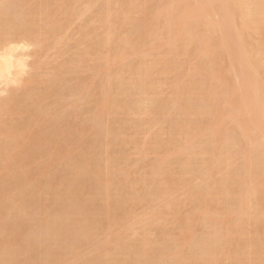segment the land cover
I'll return each mask as SVG.
<instances>
[{
    "label": "rangeland",
    "instance_id": "obj_1",
    "mask_svg": "<svg viewBox=\"0 0 264 264\" xmlns=\"http://www.w3.org/2000/svg\"><path fill=\"white\" fill-rule=\"evenodd\" d=\"M145 1L147 0H129V1L128 0H30V1L29 0H4V1L0 0V9H1L0 11H6V13L8 14L7 18H9L7 21L5 20L4 23L6 24L0 21L1 22L0 33L2 34V35L0 34L1 42L3 41L5 45L7 46L8 45L12 47L21 46L22 49H19L18 50L19 52H17V54L21 55L19 56L20 58H22L25 64L24 70L15 77V81L13 83L8 84V86H5V85L3 86L2 84L0 85V103H1L0 105V132H1L0 133V149H1L0 150V177L3 178L2 175L4 177L8 175V179H7L8 181L5 180L4 182H0V196L2 195L3 192L6 193V194L3 193L4 195H7L8 193L10 195V196L7 195L4 197L2 196L0 197V234H1L0 235V259H1L0 264H41V263L43 264H53V263L54 264H85V263L86 264H94V263L99 264V262L100 264H103V263L104 264H110V263L111 264H171V263L172 264H188V263L189 264H205L209 260V256H207L206 258H202L201 255L203 254L197 253V252L202 251V248H203L202 245H204L209 239H210L208 241L209 244L206 243L204 246L205 247L207 246V248H210V249L212 248L211 250L212 252H214L213 258L212 256H211L212 259L210 258L211 260L215 259L213 260L212 264H232L231 262L233 263L236 262V264L237 263L241 264V263H246L247 260L253 261L251 262V264H256L257 262L264 261L263 260L264 256L261 254L262 252L258 250L259 248H262V246L264 247L263 245L264 241H261V238L264 234V209H263L264 208V200H263L264 199L263 197L264 195V166L256 165L258 168L260 167L259 170L256 169L257 167L253 169V170L255 169L257 170V172H254V171L252 172L254 174L258 172H262L260 173V177H259V182L260 181L261 182L257 184L258 186L256 185L257 187H255V185L253 184H252L253 186L252 185L249 186L248 183L244 185L248 188L247 192H250V194L252 193V197L251 195L245 192L246 191L245 187H244L245 193L242 195L241 190H244V189L243 188L241 189L240 187V185L242 186L244 184V183L242 184L241 182H245L246 180H247L246 182L251 181L248 179L250 177L251 179L254 178L253 175L249 173V168L252 169L255 165L253 167H250L251 165L247 164L249 160H252V159H249L248 157L250 155L251 156L254 155L253 153L250 152L251 149H252L251 151L254 153L255 151L257 152L258 149L264 150V136L263 137L261 136V135H264L263 133L264 131L260 126H259L260 129L259 128L257 129L256 127L257 125L254 126L253 123L250 125L252 121L250 123H248L249 121H246V120H252L250 119V115L252 114L251 118H253V113H251V111L249 112V110L246 108L248 107L247 102L245 104L244 103L241 104L240 101H238L241 98L244 99V97H242V95H238L236 92L233 93L230 91L231 92L230 93L228 91L229 94L228 93L227 94L229 95V97H227L228 96L227 94L223 97V100L225 101L219 98L217 101V99H215L214 97L216 102H219V101L223 102V103L219 102L217 104V106L221 104L220 107L214 106L217 112H215L213 107H210L211 111L214 110V112L210 114L209 107H206L208 105L211 106L212 103L216 104L215 100L213 101L211 99L213 98L214 94L217 95L219 92H221L220 89L222 87V84H224L225 86V83H226L227 86H225L224 88L222 87V90L224 89L226 90V87H228V85H232V82L234 80L233 76L235 72L234 70L230 69L229 67L230 64L228 66V63H227L231 58L230 56H229L230 59L227 58L228 56L224 55L226 54V52L224 50L221 51L222 48L221 49L218 48L219 46L221 47L222 44H224V46L230 44L228 41L229 39L232 42L231 44L236 43V42L233 43L234 37L230 38L227 36L228 30H229V36H231L230 35L232 34L231 32H234L233 34L235 33L239 34V36L237 34L233 36L237 38L239 37V39H236L237 42L238 40L239 42L242 41V43L244 44V47L242 45L241 46L242 48H244L243 50H245L244 51L245 53H246V50L247 52L251 51L249 54L248 53L246 54L247 56L249 55L248 57L252 59V62L254 59L252 58L254 54H252L253 49L251 45L257 46L261 42V44L263 43L261 46H264V41H263L264 36H262L263 34H261V32L255 27V25L253 29L252 28L253 24L250 22L251 18H255V15H249V17L247 16L248 17L247 19H249L248 21L251 23L249 24L252 27H248L244 29L241 27L240 16L238 17L237 14H235L236 16H234L233 19L236 20V22L232 20L235 23L234 24L232 22V24L236 25L234 27L235 29L233 28V25H232L231 32H230L231 28H229L228 30L225 29L226 33H225V30H223L224 35H226L224 36L222 33H219L220 32L219 25L223 21V13H222L223 11L222 12L218 11V9L222 10L223 2H221L222 0L219 1L220 3L218 1H216L217 3H215L214 0L209 1L210 3L214 2V5H216L213 7L214 9H216L217 6L218 8L216 10H213L211 12L212 14L210 13L209 16L201 15L202 23H203L204 18L206 20L204 19L205 21V23H203L204 25H202L201 23L200 26L201 27L203 26L202 28V32L204 34L203 36L205 37V40H207L208 35L206 34H209V33L206 32V28L209 29V27H206L205 24H207L209 22L208 20H210L212 24L215 25L212 28L213 30L211 29V32L209 34V39L207 41L208 44L212 48L210 50L213 51V49L218 48V50L221 51L220 56L218 54L219 51H217V49L214 50V52H212V53H215V51H217L216 52L217 54L215 53L213 57L217 55L218 58L216 57V60H214L213 57H211L213 54L209 53L210 50L208 51V55H211L209 57L207 53L201 49L203 48L202 46L203 44L201 45L200 44L201 42L199 41L200 42L199 43L198 40H195L197 43L194 41L195 44H193V46L191 45L192 42L190 41L191 43H188L189 46H187L185 49L184 47H182L183 45L182 46L180 45L181 43L179 44L181 47L179 45L176 46V44L179 43V41L181 40L183 41V39L185 42L183 43L187 44L186 42L187 35H185L184 31L188 29V31L190 30L193 32V30L196 29V28L194 29L191 28L193 29L191 30L189 28V24L191 27L194 24V19L199 16V12H198L199 9L197 8L199 7L198 5L199 3L197 2L198 0H195V1L192 0V1H189L188 3L189 10H187V13L189 11H190V14L192 13L191 16L194 18L193 21L189 20L190 18H192L191 16L188 15L189 13L186 14L188 17L185 18L186 20L179 19V22L176 25L178 26L181 25V26L178 29L177 27H175L174 32H172L174 27L173 28L171 27L174 26L175 24L173 25L171 21H170L171 23H169V26L171 24V27H165L166 26V24L164 23L166 19L165 13L167 10L168 11L169 9L171 10V8L169 7L171 3H172L171 7L172 6L177 7L178 4L183 5L181 4V2H183L184 0L183 1L181 0H178V1L177 0H174V1L173 0H153V1L148 0L149 1V2L147 1L148 3ZM165 1L167 4L170 1L171 3H169L168 6H165L166 5V4L164 5ZM193 1H194V4H193ZM234 1H237V0H234ZM246 1L247 0H245V2L239 0L237 2H241L246 5ZM248 2L249 3L247 4L249 5V8L251 7V10H249V8L247 7L246 9H248V12L250 11L252 12L253 5H250L252 1L248 0ZM103 4L105 5V7H107L106 4L108 5L107 10L110 4L109 9L111 10L106 11V8L103 6ZM156 5L157 7H155ZM153 8L156 11L157 9L159 11L160 8H162L163 10L160 9V11L157 13L155 12V10H153ZM117 10L119 12H117ZM214 12L219 13L218 14L219 17L217 16V13H214ZM110 14L113 15V16L111 15V18L109 17ZM214 14L216 17L214 16ZM44 16L46 17V19ZM154 16L157 17V18L155 17V20H154ZM162 17H164L165 19ZM220 17L222 20L220 19L218 20L219 22L217 21L216 23L215 19L220 18ZM124 18H126L127 20ZM128 18H130L131 20ZM211 18L212 19L215 18L214 21H212ZM111 20H113L114 22ZM151 20L153 21L151 22ZM188 20L190 21V23L188 22V24L185 25L187 26L186 27L187 29H186L184 27V24H186ZM124 21L126 22L124 23ZM156 21L158 23H156ZM122 24H124V26ZM142 24L144 25L142 26ZM136 25L142 26V28L144 27V29L138 26L135 27ZM216 25L218 26L216 27ZM130 26L133 29H131ZM201 27L197 29L201 30ZM50 28L51 30H49ZM166 28H171V29L170 30L167 29L168 30L167 32L165 31ZM182 28L183 30H181ZM217 28L219 29V31ZM255 29H257V32ZM131 30H132V33H131ZM200 30L199 32H201ZM244 30H247V31H244ZM134 31L140 36V39L137 38L139 36H135V34L133 33ZM213 31L215 32V35ZM108 32H109V35L107 34ZM129 32L132 35L133 34L134 35L131 37V34H129ZM166 33H168V36ZM178 33L180 35H177ZM217 33L219 34V40L218 39L215 40L216 38L211 39V36L218 37ZM258 33L261 34V36ZM150 34L153 38L150 36ZM221 34L224 36V38L225 37L227 38L225 39L226 40L225 43L223 42L225 40L222 41L223 43L220 42L222 40ZM129 35L131 38L129 37ZM259 37L261 38L263 37L262 41H260L261 38L259 39ZM109 38L111 40H109ZM127 38H130V39H127ZM123 39L125 41H121ZM169 39L171 40V42L168 41ZM212 40L214 42L216 41L215 43L220 42L218 43L219 45L213 44ZM6 41H8L7 44H6ZM136 41L137 43H135ZM173 41L174 43H172ZM249 41H250V44H249ZM169 42L172 44L170 45ZM104 43H107L106 44L107 46L106 45L104 46ZM117 43H119L118 45L120 48H121V45L125 43L122 46L124 48L115 49L116 47L115 45H117ZM245 43L247 44L245 45ZM168 46L169 48L172 47L171 49L173 51L178 46L181 49L177 50L179 51L178 54L176 53V51L172 53L173 52L172 50H170L172 52H168L169 51ZM200 46L201 48H199ZM250 46H251V49H250ZM247 48H249L250 50H248ZM253 48L255 50V47ZM182 49L184 50L182 51ZM116 50L118 51V53L116 52ZM135 50H136V53H135ZM113 51L115 52L116 56ZM180 51L182 52V55H184V53L188 51V53L186 54L191 55V56H188V55H186V57L182 55L180 56L181 54ZM196 52L198 54H196ZM251 55L252 57H250ZM172 57L173 59H170ZM208 57L211 59H208ZM138 58L140 60H138ZM262 58L264 59L263 55H262ZM258 59L262 61L261 58H258ZM258 59L256 61H258ZM149 61H151L152 63ZM156 61L157 63H160V62L162 63L159 65L156 63ZM164 63H166V65H164ZM181 63L182 65H180ZM211 63H213L214 67L216 66L215 68H213V71L215 72L216 70L220 71L219 68L221 67L222 73L225 70L224 74L227 75V76L224 75V77H227V78L225 79L223 77V74L221 73L219 74L220 76L222 75L224 80L222 79V81H219V84L217 83L215 84V86L216 85L218 86L221 84L219 89H217V91L219 92H217L216 90H214L215 92L212 91L214 89L213 88L211 92L208 93V94H211V93L213 94L211 95L212 98L210 99L209 96L205 97V94H203L204 92H201L200 90H198L200 87L196 88V86H197V83H200V81L203 80L205 77H209L212 75V74L208 75V73H207V76L205 75L206 71L208 72L209 70H210L209 73H212V70H211L212 68H209L213 66ZM229 63L231 62L229 61ZM202 64L205 65V68L201 66ZM151 65L153 66L151 67ZM206 65L207 66L211 65V66L206 67ZM255 65H257V63ZM149 66L151 67V69L148 68ZM165 66H167L168 68ZM217 66H218V69H217ZM257 66H259V69L257 71L254 69V71L252 72L254 74L258 73L260 81H259L257 74H256L257 76L255 75V79L259 82L263 81L262 82L263 84L264 74H262V70H264V68L262 67L263 65L261 64L260 61H258ZM257 66H255V68H257ZM138 67H141V69L149 72L147 73L148 76L147 77L145 76L147 80L143 81L145 77L142 80L141 91L138 90V87L136 85V83L140 79H139L138 74L135 75L136 73L134 70V68L138 69ZM170 67H171V70H170ZM196 68H199V69H196ZM178 69L180 72L178 71ZM192 71L193 73L198 74V75L192 74ZM200 71H202V73H200ZM130 73L132 76L129 75ZM189 73L191 74V77ZM149 74H151L150 78H149ZM177 74L180 76L177 77ZM229 74L232 75V79H233L232 81L230 79L231 76ZM204 75L205 77L203 78ZM189 78L191 80H189ZM229 79L231 81V84L230 82L229 84H227V81ZM113 80H114V83H113ZM131 81H133L134 83ZM186 81H189V82H186ZM206 81L208 82V80ZM234 81L237 84L238 80H234ZM143 82L144 83L147 82V86L146 84L144 85ZM190 82H192V85L195 86L194 89L195 90L197 89L196 91L192 90L193 86L191 85L190 87V84H191ZM236 84H233L232 86L235 85L234 89L238 87V90H239V87L241 88V85L239 86L237 84L236 86ZM262 84L259 83L258 86L261 85L262 87ZM199 85L200 84H198V86ZM105 86L107 87L108 91L106 90ZM217 86L215 87V89L217 88ZM114 87H116V89ZM145 87L147 89H145ZM187 87L190 89H188ZM182 88L184 89L183 90L184 92L182 91ZM104 89L106 90V92H110V93H106ZM242 89H240L238 93L239 94L243 93L244 95L245 89L244 90ZM116 90L117 92H115ZM187 90H190V92L188 91L189 94L190 93L191 95L195 94V96L194 95L191 96L195 102L194 104L192 102V105H195L197 108H202L204 106L203 103H205V101L203 100H206L207 105L205 104L204 107L208 108L207 111L209 112L210 115H208V112L206 111L205 112L207 114L203 112L204 108H203V111H200L197 114H195L191 110L190 111L193 112L194 114H192L190 111H187V110H186L187 112L186 111L182 112V110L186 109L187 107L186 104L188 103V102L186 103L185 101H182L183 103L181 102V100H184L183 94H185ZM260 90L262 89L260 88ZM235 94L237 95L236 98L234 96ZM107 95L109 97L116 96L112 98L113 100L110 98L112 100L110 105H109L110 100ZM201 95H202V98H201ZM193 97H195L196 99ZM239 97L241 98L239 99ZM102 98L104 99L105 103L108 102V104H105ZM178 99L180 100L181 104L178 101ZM231 99L232 101H230ZM234 99L237 100V102H235ZM106 100H109V101L106 102ZM117 102H118V105L116 104ZM231 102H232V106L235 108L231 109L232 107V106L230 107ZM234 102L236 106L234 105ZM239 103L243 105L242 107L243 109L240 107ZM178 104L180 105L178 106ZM254 104L256 105V103ZM122 105L124 108L122 107ZM253 105H251V107ZM135 106L137 107L135 108ZM219 108H222V109H219ZM236 108L239 110H237ZM114 109L115 111H117L116 114L114 112ZM219 110L220 112H218ZM107 111L109 113H107ZM232 111L235 112L236 115H234ZM188 112L189 114L187 115ZM246 112H247V115H245ZM201 113H203L204 115L202 114L201 116ZM237 113L240 115L244 113L246 117H248V114L250 115L248 119L245 117L243 119L239 115L238 117ZM230 115H232L234 118L231 117ZM244 115H242V117ZM201 117L202 118L204 117V118L201 119ZM60 118L62 120V123H61ZM218 118H219V121H218ZM220 118H222V120H220ZM180 119L184 121L181 120L180 122ZM210 123H211V126H210ZM225 123L227 124L225 125ZM235 123H237V125ZM246 124L248 127L245 126L243 127L245 129H241V126L246 125ZM184 125L186 128H184ZM215 125H217V127ZM213 126L216 130H214ZM249 126H252L253 128ZM254 127H256V130H253ZM238 128L239 130H237ZM179 129H181L182 131ZM193 129L195 130V132L193 131ZM204 129L206 131H204ZM79 130L82 132H80ZM199 130L201 131V133ZM234 130L237 132H235ZM78 131L80 132V134ZM187 131H192V132H187ZM245 131L246 133H244ZM105 132L108 134V135L106 134L107 136L105 135ZM238 132H240V134ZM101 133H104V134H101ZM168 133L171 135H169ZM173 133H175L176 135ZM100 134L103 136H106L105 137L106 143L104 141V138ZM246 137L248 138V140H246ZM102 138H103V141H102ZM227 139H230L227 142L229 147L226 146ZM251 140H252V144L254 143L255 145L251 144ZM258 141L260 142V144L258 143ZM201 142L203 143L201 144ZM229 142L231 144H229ZM215 143L217 146L215 145ZM57 144H60L59 149H61L62 151L66 149L63 151L62 154L57 149L59 146V145L57 146ZM240 144L242 145L240 146ZM111 145H112V148H110ZM202 145H205V146H202ZM56 146L57 148H55ZM73 146H74V149H73ZM214 146L216 147L219 146V147L214 150L212 149V148H215ZM253 146H256L257 148L256 147L254 148ZM198 147H201L200 153L198 151L199 149ZM89 149H92V150L89 151ZM242 150H243V153H242ZM248 150L249 152H247ZM261 150L258 152V154L257 153L255 154V157H256L255 162H257V160L259 159L257 155H259L260 152L261 153L264 152ZM65 151L68 153L66 154ZM206 151H208V154L206 153ZM58 152L61 155H58L59 154ZM84 152L85 153L88 152L87 155H83ZM216 152H219V153H216ZM235 152L236 154H231ZM4 153L7 154L6 157L4 156L5 155ZM229 155L231 157L228 159ZM7 156L15 157V158L17 157L20 161L18 162L19 165L16 163L15 164L18 166L13 164L14 161L10 160V158H8ZM103 157L105 158V160ZM219 159L221 160V162ZM262 159L263 157L261 156V159H259L258 161L260 160L262 161ZM103 163H105V165ZM8 164H12V165L8 166L10 167L9 169H6L8 168L6 167V165ZM172 164L174 165V167ZM183 164H185L184 165L185 168L183 166H180ZM239 165L240 166L243 165L244 167L243 166L240 167ZM169 166H171L172 168ZM186 166L187 167L189 166V167L187 168ZM202 167L204 169H202ZM95 168L99 172L100 177H98L97 175L98 172L95 170ZM246 168L248 169V171L245 170ZM92 169L94 172L92 171ZM173 169L175 172L173 171ZM106 170L108 171L106 172ZM178 170L179 171L184 170V171L182 173L180 171L179 173ZM79 171L81 172L79 173ZM236 171L237 173L235 174L234 172ZM95 172H97V174ZM158 172L161 174H159ZM245 173L247 174V176H249L250 174V176L247 179L243 177L244 175H246ZM92 174L94 176H92ZM14 175L16 176L14 177ZM205 175H207L208 177H206ZM224 176H225V179H224ZM234 176H238L240 178L238 177L235 178ZM24 177L25 179H23ZM202 177H204V179ZM232 177L234 179H231ZM241 177L245 178L246 180L244 179L240 180ZM99 178H101V184L99 183L100 182ZM123 180L125 181L126 184L123 183L124 182ZM157 180L159 181V183L157 182ZM238 180L239 182H237ZM102 181H104L105 183H103ZM105 184L107 185L104 186ZM158 184L160 185L159 187H158ZM232 185H234V187H232ZM103 186L109 187V190H108L109 194L107 195V197L104 194H102V188H104ZM161 187H162V190H161ZM249 187L250 188L252 187V189H250ZM253 187H255V190H253ZM237 189L240 190L239 193L244 197L241 204L238 203L240 202V200L238 199L239 197L236 196V195L240 196V194H237L238 192ZM76 190L78 194L76 193ZM251 190L253 192H251ZM192 191H193V194L196 192L195 195L192 194ZM223 191L225 193L224 195H221L223 194ZM234 192H236V194H234ZM99 195L101 198L99 197ZM190 196L192 199L190 198ZM253 196H254V199H252ZM216 197H219V198H216ZM226 197L230 201L227 200ZM245 197L247 198V200H245ZM206 199L208 202L206 201ZM215 199L217 200L215 201ZM231 199L232 200L234 199V200L232 201ZM244 200L246 203H243ZM67 201L69 202L68 204H67ZM209 201H212V202H209ZM213 201H215V204L213 203ZM217 201H220L221 203L220 202L217 203ZM229 202H231V204ZM108 203L109 204L111 203V204L109 205ZM201 204L202 205L204 204V205L202 206ZM200 206L202 207L200 208ZM220 206H223V208ZM195 207L200 208V210L196 209ZM76 208H77V211L75 210ZM105 209L108 212V214L105 213ZM76 214L78 215V217ZM111 214H114V216ZM223 214H224V218H223ZM195 215L197 217H195ZM244 215L246 216L244 217ZM240 216L243 218L241 219ZM201 217H204V218H201ZM206 217H209V219L211 220H208V218ZM76 222H78V224ZM250 222H253V223H250ZM46 226H48V228ZM224 228L226 229L224 230ZM220 230L222 231L223 234L221 233ZM207 232L209 234L212 233L211 236H207L208 235ZM72 236L74 238H72ZM229 236H232V237H229ZM63 237H64V240H62ZM262 239H264V237ZM27 240H28V243H27ZM199 240L201 243L199 242ZM214 240L215 241L217 240L218 243L215 242ZM72 241L74 243H72ZM210 241L212 243V247L210 246L211 245ZM232 241H234L235 243ZM47 242L49 244H47ZM218 244L220 245L218 246ZM120 245H122V247ZM217 246L219 247L220 252L216 251L218 249ZM256 246H259L258 249H256L257 248ZM147 247L148 248L151 247V248L148 249ZM262 250H264V248ZM258 251L260 252V255L258 254ZM4 253H6L8 257L6 254L4 256ZM198 254L199 255L201 254V255L199 256ZM139 255L141 256L139 257ZM132 256H134V259H132L133 258ZM262 256H263V259H261ZM40 257L41 258L43 257V258L41 259ZM258 257H259V261L257 259ZM197 258L199 261L197 260ZM254 258L256 259L257 262L254 261ZM202 259H205V262L203 260L204 263L202 262ZM196 260L198 262H196ZM48 261L50 262L48 263ZM89 261L90 263H88ZM111 261H113L114 263Z\"/></svg>",
    "mask_w": 264,
    "mask_h": 264
},
{
    "label": "bare ground",
    "instance_id": "obj_2",
    "mask_svg": "<svg viewBox=\"0 0 264 264\" xmlns=\"http://www.w3.org/2000/svg\"><path fill=\"white\" fill-rule=\"evenodd\" d=\"M3 1H4V0H3ZM29 1H30V0H29ZM128 1H129V0H128ZM147 1H148V0H147ZM147 1H145V2H147ZM150 1H151V0H150ZM152 1H153V0H152ZM173 1H174V0H173ZM177 1H178V0H177ZM181 1H183V0H181ZM189 1H192V0H184L183 2H181V4H183V5H179V4L177 3V4H178L177 7H174V6L171 7L172 3H171V1L169 2V3H171V5H169V7L171 8V10H170V9H169V11H168V10H167V11L165 10L166 13L164 12V13H165V16H166V19H167L168 21H167L164 17H162V18L165 19V21H164V23L166 24L165 27H171V24H170V26H169V23L172 22L173 25L175 24L174 26L171 27V28L174 27L173 30H172V32H174L175 27H177V29H178V28L181 26V25H180V26L176 25V24L179 22V19H185V18H187L188 16H187L186 14H188V13H189V14H188L189 16L192 15V13L190 14V11L187 13V10H189V9H188V3H189ZM194 1H195V0H194ZM194 1H193V4H194ZM209 1H211V0H198V1H197V2L199 3V4L197 3V4L199 5V7H197V8L199 9V10H198V12H199V16L196 17L195 19L191 16L192 18L189 19V20H192V21H193V19H194V24H193V25L191 24V25H192L191 27H190V24H189V28H190V29H191V28H193V29L196 28V29H194V30L191 29V30H193V32L190 31V30L188 31V29L186 28L187 26H185V25H187L188 22L190 23V21L188 20L187 23L185 22L186 24H184V27H185L187 30L184 31V32H185V35H187V38H186L187 41L185 40V41L187 42V44H184L185 42H184V39H183L184 37H183V38H182L183 41H182V40H181L182 42L179 41V43H177L176 46L179 45V44L181 43L180 45H181V46L183 45L182 47H184V49H185L187 46H189L188 43H191V42H192L191 45L193 46V44H195V42H196L195 40H198V42H199V41L201 42V43L199 42L201 45L203 44V45H202L203 48H201V46H200L199 48H201L202 50H204V51L207 53V55H208V51H209L210 49H212V48H211V46L208 44L207 41H208V39H209V34H210V32H211V29H212L215 25H213L212 22H211L210 20H208L209 22L207 21L208 23L206 22L207 24H205V25H206V27H209L210 30H209L208 28H206V32H208L209 34H206V32H205V34L208 35V37H207L208 39L205 40V37L203 36L204 34H203V32H202V28H203V26H202V27L200 26V24L202 23V17H201V15L209 16L210 13H211L213 10H216V9L218 8V6H217L216 9H214L213 7L216 6V5H214V2H211V3H210ZM212 1H213V0H212ZM214 1H215V3H217L216 1L219 2V1H221V0H214ZM237 1H239V0H237ZM237 1H234V0H222V1H221V2H223V5H222L223 7L221 6V7H222V10H219V9H218V11H220V12L223 11V12H222V13H223V21H222V23L219 25V29H220V32H219V33H222V34L224 35L223 30H225V29L228 30L229 28L232 27V25H233V28L236 26V25H234V24H235L234 22H236V20H234L233 17L236 16L235 14H237V16H238V17L240 16V18H241V27H242V28L245 29V28H248V27H252V26H253L252 28L254 29V25H255V27L261 32V34H263L262 36H264V0H251L252 2H251L250 5H253V6H252V9H253L252 12H251V11L248 12V9H246V7L249 8V5H248L247 3H249L250 1H249V2H248V0L246 1V5H248V6H246L244 3L237 2ZM240 1H244V2H245V0H240ZM8 2H9V1H8ZM96 2H97V1H96ZM101 2H102V1H101ZM110 2H111V1H110ZM120 2H121V1H120ZM125 2H127V1H125ZM148 2H149V1H148ZM148 2H147V3H148ZM167 2H168V1H167ZM20 3H21V2H20ZM97 3H98V2H97ZM169 3H168V4H169ZM190 3H192V2H190ZM219 3H220V2H219ZM14 4H15V3H14ZM100 4H101V3H100ZM104 4H105V3H104ZM104 4H103V6L105 7ZM136 4H137V3H136ZM140 4H142V3H140ZM154 4H155V3H154ZM156 4H157V3H156ZM165 4H166V5H165ZM168 4H167L166 1H165L164 5H165V6H168ZM174 4H175V2H174ZM17 5H18V4H17ZM11 6H12V5H11ZM46 6H47V5H46ZM106 6L108 7L107 4H106ZM159 6H160V5H159ZM165 6H164V8H165ZM219 6H220V5H219ZM39 7H40V6H39ZM104 7H103V8H104ZM107 7H105V8H106V11L111 10V9H109V8H110V4H109V8H108V10H107ZM120 7H121V6H120ZM143 7H144V6H143ZM143 7H142V8H143ZM155 7H157V5H156ZM162 7H163V6H162ZM221 7H220V9H221ZM113 8H114V6H113ZM123 8H124V7H123ZM145 8H147V7H145ZM195 8H196V7H195ZM128 9H129V8H128ZM133 9H134V8H133ZM156 9H157V8H156ZM160 9H162V8H160ZM160 9H159V11H160ZM166 9H167V7H166ZM0 10H1V9H0ZM11 10H12V9H11ZM42 10H43V9H42ZM89 10H90V9H89ZM104 10H105V9H104ZM153 10H155V9L153 8ZM162 10H163V9H162ZM190 10H191V9H190ZM249 10H251V7L249 8ZM96 11H97V10H96ZM129 11H130V10H129ZM159 11H158V9H157V11L155 10V12H157V13H158ZM192 11H193V10H192ZM192 11H191V12H192ZM196 11H197V9H196ZM196 11H194V12H196ZM64 12H65V11H64ZM117 12H119V11L117 10ZM149 12H150V11H149ZM151 12H152V11H151ZM5 13H6V11H0V21H2L3 23L5 22V20L7 21V20L9 19V18H7V17H8V14L6 13V14H7V15H6ZM94 13H95V12H94ZM107 13H108V12H107ZM152 13H153V12H152ZM214 13H217V12H214ZM70 14H71V13H70ZM146 14H147V12H146ZM155 14H156V13H155ZM211 14H212V13H211ZM218 14H219V13H217V16H218ZM9 15H10V14H9ZM17 15H18V14H17ZM42 15H43V14H42ZM111 15H112V14H110V16H109L110 18H111ZM114 15H115V14H114ZM143 15H144V14H143ZM152 15H153V14H152ZM160 15H161V14H160ZM162 15H163V14H162ZM185 15H186V16H185ZM249 15H255V18H251L252 21L250 20V22L253 24L252 26H250L251 23L248 21L249 19H247V18L249 17ZM13 16H14V15H13ZM18 16H19V15H18ZM45 16H46V15H45ZM45 16H44V17H45ZM104 16H105V15H104ZM104 16H103V17H104ZM107 16H108V15H107ZM112 16H113V15H112ZM141 16H142V15H141ZM214 16H215V14H214ZM220 16H221V14H220ZM247 16H248V17H247ZM21 17H22V16H21ZM21 17H20V18H21ZM101 17H102V16H101ZM151 17H152V16H151ZM155 17H156V16H154V20H155ZM159 17H161V16H159ZM203 17H204V16H203ZM215 17H216V16H215ZM218 17H219V16H218ZM16 18H17V16H16ZM66 18H67V16H66ZM98 18H99V17H98ZM156 18H157V17H156ZM42 19H43V18H42ZM45 19H46V17H45ZM48 19H49V18H48ZM124 19H126V18H124ZM128 19H130V18H128ZM151 19H153V18H151ZM164 19H163V20H164ZM204 19H205V18H204ZM204 19H203V23H205ZM211 19H212V18H211ZM214 19H215V18H214ZM214 19H212V21H214ZM220 19H221V17H220V18H216V19H215V20H216L215 22L217 23V21L220 20ZM17 20H18V19H17ZM100 20H101V19H100ZM107 20H108V19H107ZM118 20H120V19H118ZM126 20H127V19H126ZM130 20H131V19H130ZM134 20H135V19H134ZM185 20H186V19H185ZM205 20H206V19H205ZM221 20H222V19H221ZM232 20H234V22H233ZM55 21H56V20H55ZM59 21H60V19H59ZM111 21H113V20H111ZM141 21H142V20H141ZM152 21H153V20H151V22H152ZM166 21H167L168 25H167ZM170 21H171V22H170ZM52 22H53V21H52ZM113 22H114V21H113ZM113 22H112V23H113ZM120 22H121V21H120ZM125 22H126V21H124V23H125ZM131 22H132V21H131ZM218 22H219V21H218ZM232 22H233L234 24H232ZM239 22H240V21H239ZM122 23H123V22H122ZM132 23H133V22H132ZM156 23H158V22L156 21ZM180 23H181V22H180ZM180 23H179V24H180ZM192 23H193V22H192ZM203 23H202V25H204ZM249 23H250V24H249ZM0 24H1V22H0ZM4 24H6V23H4ZM57 24H58V22H57ZM57 24H56V25H57ZM136 24H137V23H136ZM140 24H141V23H140ZM140 24H139V25H140ZM153 24H154V23H153ZM160 24H161V23H160ZM218 24H219V23H218ZM18 25H19V24H18ZM53 25H54V24H53ZM122 25L124 26V24H122ZM131 25H132V24H131ZM143 25H144V24H142V26H143ZM148 25H150V24H148ZM148 25H147V27H148ZM1 26H2V25H1ZM51 26H52V25H51ZM137 26H138V25H136L135 27H137ZM142 26H138V27L142 28ZM161 26H162V25H161ZM217 26H218V25H216V27H217ZM18 27H19V26H18ZM116 27H117V25H116ZM135 27H134V28H135ZM199 27H201V30L199 29L201 32H199V30L197 29V28H199ZM210 27H211V28H210ZM216 27H215V29H216ZM237 27H238V26H237ZM241 27H239V28H241ZM51 28H52V27H51ZM51 28H50L49 30H51ZM58 28H59V27H58ZM130 28H131V26H130ZM145 28H146V27H145ZM154 28H155V27H154ZM160 28H162V27H160ZM160 28H159V29H160ZM171 28H166L165 31L168 32V30H170ZM103 29H104V28H103ZM131 29H133V28H131ZM136 29H138V28H136ZM142 29H144V27H143ZM157 29H158V28H157ZM167 29H168V30H167ZM217 29H218V28H217ZM219 29H218V31H219ZM234 29H235V28H234ZM249 29H251V28H249ZM249 29H248V30H249ZM257 29H255L256 32H257ZM55 30H56V29H55ZM101 30H102V29H101ZM105 30H106V29H105ZM111 30H112V28H111ZM114 30H115V28H114ZM114 30H113V32H114ZM152 30H153V28H152ZM160 30H161V29H160ZM179 30H180V29H179ZM181 30H183V28H182ZM207 30H209V31H207ZM212 30H213V29H212ZM226 30H225V33H226ZM231 30H232V28L230 29V32H231ZM241 30H242V29H241ZM53 31H54V29H53ZM124 31H125V30H124ZM127 31H128V30H127ZM150 31H151V30H150ZM157 31H158V30H157ZM157 31H156V32H157ZM175 31H176V30H175ZM216 31H217V30H216ZM244 31H247V30H244ZM106 32H107V31H106ZM116 32H117V31H116ZM140 32H141V31H140ZM156 32H155V33H156ZM169 32H170V31H169ZM172 32H171V33H172ZM213 32H214V31H213ZM239 32H240V31H239ZM33 33H34V32H33ZM110 33H111V32H110ZM131 33H132V30H131ZM131 33L129 32V34H131ZM133 33L135 34V36H139L137 33H135V31H134ZM147 33H148V32H147ZM152 33H153V32H152ZM186 33H187V34H186ZM231 33H232V34H230V35H231L232 37L229 36V30H228L227 36L230 37V38H233V37H234V41H233V40H232V41H233V43H234V42H236V43L231 44L232 42H231V40L229 39L228 41H229L230 44H228V45H226V46H224V44H222L223 46L221 45V47L219 46L218 48H219V49L222 48L221 51L224 50V51L226 52V54H224V55H225V56L227 55V56H228L227 58H229V56H230L231 59L229 58V59H230L229 61H230L231 63H229V61H228V62H227V63H228V66H229V64H230V66H229L230 69L234 70V72H235V73H234V76H235V77L233 76L234 80H238V81H237V84H238L239 86L241 85V88L239 87V90L242 89V88H243L242 90L245 89V93H244L245 96L243 95V93H242V94H239V93H238V91H239V90H238V87H237L236 89H234V86H235V85L232 86L233 84H236V82L232 79V75H231L232 73L229 74V75L231 76V78H230L231 81L233 80L232 85H228V87H226V90H225V89L222 90V87L224 88L225 86H227L226 83H225V86H224V84H222V87H221V89H220L221 92L217 91V89H219V87H220L221 84L218 85V86L216 85L217 88L215 89V87H216L215 84H216V83L219 84V81H222V79H223V77H224V75H225V74H224L225 70H224L223 73H222V71H221V67H220V68H219L220 71H219V70H216V72L213 71V68L216 67V66L214 67L213 63H211L213 66H212V67H209V68H212V69H211V70H212V73H209V71H210V70H209L208 72L206 71V74H205L206 76H207V73H208V75H209V74H212V75L209 76V77H205V75H204L203 78H204V77H205V78H204L203 80H201L200 83H197L196 88H199V87H200L201 89L199 88L198 90H200L201 92H204L203 94H205V97H206V96H209L210 99L212 98L211 95H213V94H212V93H211V94H208V93H210L211 90L214 88L212 91L216 90V91L219 92V93H218L217 95H216V94L213 95V98L211 99V100H213V101H214L215 99H217V101H218V98L223 100V97L228 93V91H229V92L231 91V92H233V93L236 92L238 95H242V97H244V99H242L241 97H239V99H240V98H241V99L238 100V101H240L241 104H242V103L245 104V103L247 102L248 107H246V108L249 110V112L251 111V113H253V118H251V117H252V114H251V115L248 114V117H246L245 115H247V112H246L245 115H244V113L242 114V115H244L243 117H242V115H240V114H238V113H237V116L239 115V116H241V118H243V119H244V117L248 119V118H249V115H250V119H252V120H246V121H249L248 123H250V122L252 121V122L250 123V125L253 123L254 126L257 125V126H256L257 129H258V128L260 129V127H261V128L263 129V131H264V93H263V92H264V86H263L264 83L262 84V82H263L262 80H261L262 82H259V81H260V78H259L258 73H255V74H254V73L252 72V71H254V69H255L256 71L259 69V66H260V65L257 66V65H258V61L261 62V64L263 65L262 67L264 68V64H263L264 59L262 58V55H263V57H264V52H263V51H264V50H263L264 46H261L263 43L261 44V42H260V41H262V38H263V37H262V38L259 37V39L261 38V40L259 41V42H260L259 45H257V46H256V45H254V46L251 45V46H252V49H253L252 54H254L253 57H252V55L250 56V57L254 58V59H253V62H252V59L249 58V57H248L249 55L247 56V54H246V53L249 54L251 51L247 52V50H246V53H245V52H244L245 50H243L244 48H242V46L244 47V44L242 43V41H240L242 44L239 42V40H238V42H237L236 39H239V37L237 38V37L233 36V35H235V34H237V33H235V34H233L234 32H231ZM251 33H253V32H251ZM251 33H250V34H251ZM0 34H1V33H0ZM107 34L109 35V32H108ZM112 34H114V33H112ZM134 34H133V35H134ZM157 34H158V33H157ZM166 34H167V36H168V33H166ZM222 34H221V37H222V38L220 37L222 40H221L220 42H222L223 40L227 39L226 37L224 38V36H226V35L223 36ZM247 34H248V33H247ZM258 34H259V33H258ZM261 34H259V35L261 36ZM1 35H2V34H1ZM25 35H26V34H25ZM25 35H24V36H25ZM127 35H128V34H127ZM133 35L131 34V37H132ZM152 35H153V34H152ZM164 35H165V33H164ZM174 35H175V34H174ZM177 35H180V34L178 33ZM183 35H184V34H183ZM185 35H184V36H185ZM206 35H205V36H206ZM211 35H212V33H211ZM214 35H215V32H214ZM217 35H218V37H216V36H211V39H212V38H214V39L216 38L215 40H217V39L219 40V34L217 33ZM237 35L239 36V34H237ZM237 35H236V36H237ZM242 35H243V33H242ZM251 35H252V34H251ZM256 35H257V34H256ZM100 36H101V35H100ZM121 36H122V35H121ZM143 36H144V34H143ZM150 36H151V34H150ZM154 36H155V35H154ZM169 36H170V35H169ZM244 36H245V35H244ZM244 36H242V37H244ZM257 36H258V35H257ZM39 37H41V36H39ZM124 37H125V36H124ZM129 37H130V35H129ZM131 37H130V38H131ZM151 37H152V36H151ZM156 37H157V35H156ZM156 37H155V38H156ZM175 37H176V36H175ZM247 37H248V36H247ZM255 37H256V36H255ZM9 38H10V37H9ZM25 38H26V37H25ZM25 38H24V39H25ZM107 38H108V37H107ZM130 38H127V39H130ZM137 38L140 39V36L137 37ZM152 38H153V37H152ZM223 38H224V39H223ZM20 39H21V38H20ZM124 39H125V38H124ZM124 39L121 40V41H125ZM142 39H143V38H142ZM142 39H141V40H142ZM162 39H163V37H162ZM171 39H172V38H171ZM178 39H179V38H178ZM214 39H213V40H214ZM243 39H244V38H243ZM249 39H250V38H249ZM109 40H111V39L109 38ZM145 40H146V38H145ZM148 40H149V39H148ZM213 40H212V41H213ZM247 40H248V38H247ZM256 40H257V39H256ZM8 41H9V40H8ZM8 41H6V44H7ZM103 41H104V40H103ZM106 41H107V40H106ZM106 41H105V42H106ZM151 41H152V40H151ZM168 41L171 42L170 39H169ZM190 41H191V42H190ZM194 41H195V42H194ZM212 41H211V42H212ZM228 41H227V42H228ZM243 41H244V40H243ZM250 41H251V40H250ZM250 41H249V44H250ZM263 41H264V39H263ZM0 42H1V39H0ZM37 42H38V41H37ZM108 42H109V41H108ZM119 42H120V41H119ZM143 42H144V40H143ZM170 42H169V43H170ZM176 42H177V41H176ZM183 42H184V43H183ZM215 42H216V41H215ZM215 42L213 41V44H215V45L218 44V43H220V42H218V43H215ZM223 42L225 43L226 40L223 41ZM223 42H222V43H223ZM251 42H252V41H251ZM114 43H115V42H114ZM135 43H137V41H136ZM166 43H167V42H166ZM172 43H174V41H173ZM172 43H170V45H171ZM182 43H183V44H182ZM196 43H197V42H196ZM253 43H254V42H253ZM255 43H256V41H255ZM29 44H30V43H29ZM106 44H107V43H104V46H105ZM108 44H109V43H108ZM118 44H119V43H117V45H118ZM121 44H122V43H121ZM121 44H120V45H121ZM124 44H125V43H124ZM124 44L121 45V48L119 47V45H118V47H117V45H115L116 47H115V46H114V47H115V49H116V48H117V49H119V48H120V49H123L124 47H122V46H123ZM139 44H140V43H139ZM152 44H153V43H152ZM200 44H199V45H200ZM213 44H212V45H213ZM246 44H247V43H245V45H246ZM251 44H252V43H251ZM38 45H39V44H38ZM180 45H179V46H180ZM199 45H198V46H199ZM218 45H219V44H218ZM241 45H242V46H241ZM106 46H107V45H106ZM135 46H136V45H135ZM149 46H150V45H149ZM174 46H175V45H174ZM179 46H178L177 48L175 47L176 49L173 48L174 51H176L177 54H178V52H179V51H177V50H178V49H181V48H179ZM181 46H180V47H181ZM213 46H214V45H213ZM251 46H250V49H251ZM20 47H21V46H20ZM20 47H19V46H18V47H16V46H13V47H12V46H10V45L7 46V45H5V43H4L3 41L0 43V85L2 84L3 86H4V85H5V86H8V84L13 83V82L15 81V77H16L19 73H21V72L24 70V68H25V64H24L22 58H20L21 55L19 54V55H20V56H19V55L17 54V52H19L18 50H19V49H22V47H21V48H20ZM102 47H103V46H102ZM170 47H171V46H170ZM215 47H216V46H215ZM253 47H255V50H254ZM262 47H263V48H262ZM171 48H172V47H171ZM171 48H169V46H168V50H169L168 52H172V51H173ZM188 48H189V47H188ZM188 48H187V49H188ZM191 48H192V47H191ZM218 48L213 49V51L210 50L209 53L211 54V53L214 52V50H216V49H217V51H219ZM245 48H246V47H245ZM23 49H24V48H23ZM137 49H138V48H137ZM144 49H145V48H144ZM151 49H152V48H151ZM165 49H166V48H165ZM184 49H182V51H183ZM247 49L250 50L249 48H247ZM112 50H113V49H112ZM170 50H172V51H170ZM190 50H191V49H190ZM195 50H196V49H195ZM199 50H200V49H199ZM199 50H198V51H199ZM262 50H263V51H262ZM20 51H21V50H20ZM86 51H88V50H86ZM105 51H106V50H105ZM119 51H120V50H119ZM137 51H138V50H137ZM150 51H151V50H150ZM174 51H173L172 53H174ZM192 51H193V50H192ZM200 51H201V50H200ZM204 51H203V52H204ZM217 51H215V53H216ZM221 51L218 52L219 56H220V52H221ZM111 52H112V51H111ZM113 52H114V51H113ZM116 52L118 53L117 50H116ZM133 52H134V51H133ZM180 52H181V51H180ZM184 52H185V51H184ZM107 53H108V52H107ZM135 53H136V50H135ZM186 53H188V51H187ZM186 53H184V55H182V52H181L180 56L182 55V56H185V57H186V55H188V54H186ZM199 53H200V52H199ZM206 53H205V54H206ZM215 53H212V54H213L212 56H211V55H208V56H209V57H210V56L213 57V56L215 55ZM85 54H86V53H85ZM88 54H89V52H88ZM114 54H115V52H114ZM114 54H113V55H114ZM142 54H143V53H142ZM162 54H163V53H162ZM169 54H170V53H169ZM196 54H198V53L196 52ZM202 54H203V53H202ZM216 54H217V53H216ZM86 55H87V54H86ZM117 55H119V54H117ZM123 55H124V54H123ZM123 55H122V56H123ZM147 55H148V54H147ZM147 55H146V56H147ZM164 55H165V54H164ZM200 55H201V54H200ZM207 55H206V57H207ZM115 56H116V54H115ZM143 56H144V55H143ZM173 56H174V55H173ZM177 56H178V55H177ZM188 56H191V55H188ZM201 56H202V55H201ZM222 56H223V55H222ZM117 57H118V56H117ZM139 57H140V56H139ZM174 57H175V56H174ZM194 57H195V56H194ZM209 57H208V59H211V58H209ZM216 57H217V55H216L215 57H213V59L216 60ZM257 57H258V58H261L262 61H261L260 59H258ZM120 58H121V57H120ZM217 58H218V57H217ZM223 58H224V57H223ZM99 59H100V58H99ZM113 59H115V58H113ZM142 59H143V58H142ZM154 59H155V58H154ZM157 59H158V58H157ZM162 59H163V58H162ZM162 59H161V60H162ZM167 59H168V58H167ZM170 59H173V57L170 58ZM203 59H204V58H203ZM203 59H202V61H203ZM213 59H212V60H213ZM250 59H251V60H250ZM257 59H258V61H256ZM118 60H119V59H118ZM138 60H140V59L138 58ZM138 60H137V61H138ZM152 60H153V59H152ZM165 60H166V59H165ZM165 60H164V61H165ZM182 60H183V59H182ZM189 60H190V59H189ZM204 60H205V59H204ZM221 60H222V59H221ZM223 60H224V59H223ZM145 61H146V60H145ZM159 61H160V60H159ZM164 61H163V62H164ZM170 61H171V60H170ZM180 61H181V60H180ZM185 61H186V60H185ZM197 61H199V60H197ZM200 61H201V60H200ZM205 61H206V60H205ZM149 62H151V61H149ZM177 62H178V61H177ZM177 62H176V63H177ZM187 62H188V61H187ZM208 62H209V60H208ZM213 62H214V61H213ZM108 63H109V62H108ZM137 63H138V62H137ZM151 63H152V62H151ZM153 63H154V62H153ZM156 63H157V61H156ZM161 63H162V62L157 63V64L160 65ZM167 63H168V62H167ZM205 63H206V62H205ZM219 63H220V61H219ZM256 63H257V65H255ZM138 64H139V63H138ZM142 64H143V63H142ZM170 64H171V63H170ZM184 64H185V63H184ZM203 64H204V63H203ZM203 64H202L201 66H203V67L205 68V65H203ZM140 65H141V64H140ZM164 65H166V63H164ZM164 65H162V66H164ZM180 65H182V63H181ZM185 65H186V64H185ZM199 65H200V63H199ZM199 65H198V67H199ZM218 65H220V64H218ZM222 65H223V64H222ZM120 66H121V65H120ZM146 66H147V65H146ZM152 66H153V65H151V67H152ZM174 66H175V65H174ZM195 66H196V65H195ZM208 66H211V65H208ZM208 66L206 65V67H208ZM226 66H227V65H226ZM255 66H257V68H255ZM151 67L149 66L148 68L151 69ZM165 67H167V66H165ZM165 67H164V69H165ZM171 67H172V66H171ZM171 67H170V70H171ZM253 67H254V68H253ZM129 68H130V67H129ZM146 68H147V67H146ZM167 68H168V67H167ZM201 68H202V67H201ZM201 68H200V70H201ZM209 68H208V69H209ZM252 68H253V70H252ZM144 69H145V68H144ZM149 69H148V70H149ZM159 69H160V68H159ZM191 69H192V68H191ZM196 69H199V68H196ZM217 69H218V66H217ZM224 69H225V68H224ZM119 70H120V69H119ZM119 70H118V71H119ZM134 70H135V73H136L135 75L138 74V76H139V79H140V80L136 83V85H137V87H138V90L141 91V83H142V80H143V78H144L145 76H146V77L148 76L147 73H149V72H147L146 70L141 69V67H138V69H137V68H134ZM170 70H169V71H170ZM205 70H206V69H205ZM128 71H129V70H128ZM130 71H131V70H130ZM162 71H163V70H162ZM178 71H179V69H178ZM194 71H195V70H194ZM198 71H199V70H198ZM198 71H196V72H198ZM133 72H134V71H133ZM165 72H166V71H165ZM173 72H174V71H173ZM179 72H180V71H179ZM183 72H184V71H183ZM213 72H214V73H213ZM228 72H230V71H228ZM263 72H264V70H262V74H264ZM200 73H202V71H200ZM220 73L223 74V77H222V75H221V76L219 75ZM119 74H120V73H119ZM163 74H164V73H163ZM180 74H181V73H180ZM189 74H190V73H189ZM192 74H194V75H198V74L193 73V71H192ZM256 74L258 75L259 81H257V80L255 79V75H256ZM120 75H121V74H120ZM129 75H131V73H130ZM150 75H151V74H149V78H150ZM257 75H256V76H257ZM131 76H132V75H131ZM178 76H180V75L177 74V77H178ZM225 76H227V75H225ZM146 77H145V79H144L143 81L147 80ZM175 77H176V76H175ZM190 77H191V74H190ZM197 77H199V76H197ZM260 77H261V76H260ZM130 78H131V77H130ZM224 78L226 79L227 77H224ZM262 78H263V77H262ZM262 78H261V79H262ZM196 79H197V78H196ZM205 79L208 80V82H207ZM220 79H221V80H220ZM230 79L227 81V84H229V82H230V84H231ZM134 80H135V78H134ZM137 80H138V78H137ZM149 80H151V79H149ZM189 80H191V79L189 78ZM223 80H224V79H223ZM255 80H256V81H255ZM111 81H112V80H111ZM202 81H204V82H202ZM117 82H118V81H117ZM131 82H133V81H131ZM135 82H136V80H135ZM151 82H152V81H151ZM186 82H189V81H186ZM195 82H196V81H195ZM201 82H202V83H201ZM205 82H206L207 84H206ZM225 82H226V81H225ZM258 82H259L260 84H262V87H263V88L261 87V85H259V86H260V88L263 90V92H262V90H260V88H259V86H258V84H259ZM113 83H114V80H113ZM133 83H134V82H133ZM143 83H144V82H143ZM190 83H191V84H190V87H191L192 82H190ZM220 83H221V82H220ZM223 83H224V82H223ZM101 84H102V83H101ZM117 84H118V83H117ZM145 84H146V86H147V82H145L144 85H145ZM148 84H149V83H148ZM198 84H200L201 86H200V85L198 86ZM237 84H236V86H237ZM107 85H108V84H107ZM120 85H121V84H120ZM132 85H133V84H132ZM142 85H143V84H142ZM195 85H196V84H195ZM114 86H115V85H114ZM128 86H129V85H128ZM149 86H150V85H149ZM149 86H148V87H149ZM181 86H182V85H181ZM185 86H186V84H185ZM192 86H193V85H192ZM214 86H215V87H214ZM105 87H106V86H105ZM143 87H144V86H143ZM188 87H189V86H188ZM188 87H187V88H188ZM114 88L116 89V87H114ZM114 88H113V89H114ZM173 88H174V87H173ZM183 88H184V87H183ZM183 88H182V91L184 90ZM194 88H195V86H193V89H192V90H195ZM133 89H134V88H133ZM145 89H147V88L145 87ZM149 89H151V88H149ZM188 89H190V88H188ZM209 89H210V91H209ZM104 90H105V89H104ZM106 90H107V87H106ZM106 90H105V92H106ZM178 90H179V89H178ZM178 90H177V91H178ZM192 90H191V91H192ZM196 90H197V89H196ZM196 90H195V91H196ZM107 91H108V90H107ZM113 91H114V90H113ZM134 91H135V90H134ZM180 91H181V90H180ZM182 91H181V92H182ZM185 91H186V89H185ZM188 91L190 92V90H187V92H185L186 95L183 94V98H184V100H181V102H182V101H185L186 103L188 102V103L186 104V105H187L186 109L184 108L185 110H182V112H183V111H186V110H187V111H190V110H191V111H193L195 114H197L198 112L203 111V108H204V111H203V112H205V111L208 112V111H207L208 108H206V107H209L210 114H212V112H214V110H215V107H214V106H217V104H218L219 102L223 103L222 101L216 102V100H215L216 104H215V103H214V104L212 103L213 106H212V105H211V106L208 105V106L204 107L205 104L207 105V102H206V100H203V101H205V103H203L204 106H203L202 108H197L195 105H192V102H193V104H194L195 102H194V100L192 99L191 96H193V95L195 96V94L191 95V93L189 94ZM200 91H199V92H200ZM115 92H117V90H116ZM143 92H144V91H143ZM143 92H142V93H143ZM183 92H184V91H183ZM192 92H193V91H192ZM214 92H215V91H214ZM217 92H216V93H217ZM231 92H230V93H231ZM106 93H110V92H106ZM128 93H129V91H128ZM179 93H180V92H179ZM195 93H196V92H195ZM197 93H198V92H197ZM126 94H127V93H126ZM130 94H131V93H130ZM180 94H181V93H180ZM180 94H179V96H180ZM200 94H201V93H200ZM228 94H229V93H228ZM228 94H227V95H228ZM124 95H125V94H124ZM127 95H128V94H127ZM142 95H143V94H142ZM181 95H182V94H181ZM198 95H199V94H198ZM105 96H106V94H105ZM107 96H108V95H107ZM210 96H211V97H210ZM216 96H218V97H216ZM234 96H235V98L237 97L236 94H235ZM108 97H109V96H108ZM113 97H116V96L109 97V100H110V101H109V100H106V102L109 101V105H110L111 101L113 100V99H112ZM128 97H129V96H128ZM128 97H127V98H128ZM199 97H200V96H199ZM214 97H215V99H214ZM227 97H229V95H228ZM230 97H231V96H230ZM99 98H100V97H99ZM99 98H97V99H99ZM103 98H104V97H103ZM103 98H102V99H103ZM110 98H111L112 100H111ZM181 98H182V96H181ZM181 98H180V99H181ZM193 98H195V97H193ZM201 98H202V95H201ZM207 98H208V97H207ZM209 98H208V99H209ZM105 99H106V98H105ZM107 99H108V98H107ZM175 99H176V98H175ZM195 99H196V98H195ZM124 100H125V99H124ZM234 100H235V99H234ZM241 100H242V102H241ZM103 101H104V99H103ZM114 101H115V100H114ZM116 101H117V100H116ZM178 101L180 102L179 99H178ZM223 101H225V100H223ZM230 101H232V99H231ZM230 101H228V102H230ZM129 102H130V101H129ZM179 102H178V103H179ZM181 102H180V104H181ZM235 102H237V100H235ZM235 102H234V105H235ZM3 103H4V102H3ZM104 103H105V101H104ZM182 103H183V102H182ZM226 103H227V102H226ZM226 103H225V104H226ZM240 103H239V105H240V107L242 108L243 105H241ZM254 103H256V105H255ZM4 104H5V103H4ZM105 104H108V102L105 103ZM116 104L118 105V102H117ZM138 104H139V103H138ZM176 104H177V103H176ZM180 104H178V106H179ZM230 104H231V105H230V107H231V106H232V102H231ZM253 104H254V105H253ZM0 105H1V103H0ZM102 105H103V104H102ZM112 105H113V103H112ZM114 105H115V104H114ZM117 105H116V106H117ZM168 105H169V104H168ZM171 105H172V104H171ZM220 105H221V104H219L218 106L220 107ZM239 105H238V107H239ZM251 105H253V106L251 107ZM104 106H105V105H104ZM184 106H185V105H184ZM218 106H217V107H218ZM235 106H236V105H235ZM3 107H5V106H3ZM112 107H113V106H112ZM122 107H123V105H122ZM136 107H137V106H135V108H136ZM210 107H213L214 110L211 111ZM217 107H216V108H217ZM230 107H229V108H230ZM244 107H245V106H244ZM38 108H39V107H38ZM104 108H105V107H104ZM123 108H124V107H123ZM192 108H194V109H192ZM232 108H235V107L232 106L231 109H232ZM115 109H117V108H115ZM115 109H114V112H115V114H116L117 111H115ZM121 109H122V108H121ZM164 109H165V108H164ZM179 109H180V108H179ZM219 109H222V108H219ZM236 109H237V108H236ZM236 109H235V111H236ZM242 109H243V108H242ZM244 109H245V108H244ZM125 110H126V108H125ZM225 110H226V108H225ZM233 110H234V109H233ZM237 110H239V109H237ZM245 110H246V109H245ZM187 111H186V112H187ZM191 111H190V112H191ZM223 111H224V110H223ZM162 112H163V111H162ZM193 112H191V113L194 114ZM206 112H205V113H206ZM215 112H217V110H215ZM218 112H220V110H219ZM221 112H222V111H221ZM224 112H225V111H224ZM107 113H109V112L107 111ZM228 113H229V112H228ZM232 113H234V115H236L235 112L232 111ZM240 113H241V112H240ZM101 114H102V113H101ZM166 114H167V113H166ZM183 114H184V113H183ZM185 114H186V113H185ZM188 114H189V112L187 113V115H188ZM202 114H203V113H201V116H202ZM206 114H207V113H206ZM210 114H209V112H208V115H210ZM203 115H204V114H203ZM223 115H224V114H223ZM227 115H228V114H227ZM164 116H165V115H164ZM181 116H182V115H181ZM212 116H213V115H212ZM215 116H216V115H215ZM215 116H214V117H215ZM220 116H221V115H220ZM220 116H219V117H220ZM230 116L233 117L232 115H230ZM239 116H238V117H239ZM64 117H65V116H64ZM162 117H163V116H162ZM167 117H168V116H167ZM207 117H208V116H207ZM214 117H213V118H214ZM221 117H222V116H221ZM227 117H228V116H227ZM169 118H170V117H169ZM184 118H186V117H184ZM187 118H188V116H187ZM203 118H204V117H203ZM203 118L201 117V119H203ZM215 118H216V117H215ZM233 118H234V117H233ZM109 119H110V118H109ZM163 119H164V118H163ZM170 119H171V118H170ZM197 119H198V117H197ZM239 119H240V118H239ZM243 119H242V121H243ZM60 120H61V118H60ZM63 120H64V119H63ZM87 120H88V119H87ZM89 120H90V119H89ZM178 120H179V118H178ZM178 120H177V121H178ZM181 120H182V119H180V122H181ZM220 120H222V118H220ZM237 120H238V118H237ZM164 121H165V120H164ZM172 121H173V120H172ZM182 121H184V120H182ZM206 121H207V120H206ZM216 121H217V119H216ZM218 121H219V118H218ZM230 121H231V120H230ZM240 121H241V120H240ZM59 122H60V121H59ZM63 122H64V121H63ZM67 122H68V121H67ZM169 122H170V120H169ZM169 122H168V124H169ZM175 122H176V120H175ZM208 122H209V120H208ZM61 123H62V120H61ZM101 123H102V122H101ZM165 123H166V122H165ZM173 123H174V122H173ZM173 123H172V124H173ZM186 123H187V122H186ZM216 123H217V122H216ZM233 123H234V122H233ZM246 123H247V122H246ZM59 124H60V123H59ZM66 124H67V123H66ZM174 124H175V123H174ZM180 124H181V123H180ZM182 124H183V123H182ZM213 124H214V123H213ZM222 124H223V123H222ZM226 124H227V123H225V125H226ZM235 124L237 125V123H235ZM242 124H243V123H242ZM55 125H56V124H55ZM79 125H80V124H79ZM177 125H178V124H177ZM202 125H203V124H202ZM217 125H218V124H217ZM217 125H215V126L217 127ZM219 125H220V124H219ZM240 125H241V124H240ZM253 125H252V126H253ZM28 126H29V125H28ZM56 126H57V125H56ZM66 126H67V125H66ZM85 126H86V125H85ZM169 126H170V125H169ZM169 126H168V128H169ZM175 126H176V125H175ZM175 126H174V127H175ZM210 126H211V123H210ZM210 126H209V127H210ZM227 126H228V125H227ZM234 126H235V125H234ZM234 126H233V127H234ZM245 126L248 127L247 124H246V125L241 126V129H245V128H243V127H245ZM252 126H249V127H252ZM259 126H260V127H259ZM86 127H87V126H86ZM193 127H194V126H193ZM196 127H197V126H196ZM203 127H205V126H203ZM228 127H229V126H228ZM238 127H239V126H238ZM256 127H254L253 130H256ZM77 128H78V127H77ZM91 128H92V127H91ZM104 128H105V126H104ZM179 128H180V127H179ZM181 128H182V127H181ZM184 128H186L185 125H184ZM206 128H207V127H206ZM206 128H205V129H206ZM213 128H214V126H213ZM252 128H253V127H252ZM43 129H44V128H43ZM56 129H57V128H56ZM62 129H63V128H62ZM205 129H204V131H206ZM224 129H225V128H224ZM230 129H231V128H230ZM250 129H251V128H250ZM32 130H33V129H32ZM32 130H31V131H32ZM173 130H174V129H173ZM175 130H176V128H175ZM177 130H178V129H177ZM179 130H181V129H179ZM189 130H191V129H189ZM212 130H213V129H212ZM214 130H216V129L214 128ZM237 130H239V128H238ZM246 130H248V129H246ZM35 131H37V130H35ZM79 131H80V130H79ZM79 131H78V132H79ZM83 131H84V129H83ZM96 131H97V130H96ZM181 131H182V130H181ZM193 131L195 132L194 129H193ZM199 131H200V130H199ZM202 131H203V130H202ZM234 131H235V130H234ZM258 131H260V130H258ZM32 132H33V131H32ZM60 132H61V131H60ZM80 132H82V131H80ZM80 132H79V134H80ZM91 132H92V131H91ZM93 132H94V131H93ZM101 132H102V131H101ZM103 132H104V131H103ZM106 132H107V131H106ZM106 132H105V135L108 133V132H107V133H106ZM168 132H169V131H168ZM174 132H175V131H174ZM176 132H177V131H176ZM187 132H192V131H187ZM194 132H193V133H194ZM214 132H215V131H214ZM219 132H220V131H219ZM235 132H237V131H235ZM0 133H1V132H0ZM29 133H30V132H29ZM169 133H170V132H169ZM169 133H168V134H169ZM200 133H201V131H200ZM207 133H209V132H207ZM216 133H217V131H216ZM228 133H230V132H228ZM238 133L240 134V132H238ZM244 133H246V131H245ZM260 133H261V132H260ZM263 133H264V132H263ZM101 134H104V133H101ZM101 134H100V135H101ZM108 134H109V133H108ZM108 134H107V135H108ZM173 134H175V133H173ZM178 134H179V133H178ZM196 134H198V133H196ZM214 134H215V133H214ZM222 134H223V133H222ZM248 134H249V133H248ZM82 135H83V134H82ZM98 135H99V134H98ZM107 135H106V136H107ZM169 135H171V134H169ZM175 135H176V134H175ZM185 135H186V134H185ZM230 135H231V134H230ZM244 135H245V134H244ZM258 135H259V134H258ZM258 135H257V136H258ZM260 135H261V134H260ZM25 136H26V135H25ZM35 136H36V135H35ZM64 136H66V135H64ZM68 136H69V134H68ZM73 136H74V135H73ZM78 136H79V135H78ZM101 136L104 138V141H105V137H106V136H103V135H101ZM202 136H203V135H202ZM204 136H205V135H204ZM238 136H239V135H238ZM238 136H237V137H238ZM261 136L263 137L264 135H261ZM16 137H17V136H16ZM26 137H27V136H26ZM41 137H42V135H41ZM70 137H71V136H70ZM172 137H173V136H172ZM183 137H184V136H183ZM212 137H213V136H212ZM221 137H223V136H221ZM225 137H226V136H225ZM229 137H230V136H229ZM250 137H251V136H250ZM29 138H30V137H29ZM66 138H67V137H66ZM66 138H65V139H66ZM103 138H102V141H103ZM107 138H108V137H107ZM219 138H220V137H219ZM233 138H234V137H233ZM244 138H245V137H244ZM255 138H256V137H255ZM91 139H92V138H91ZM97 139H98V138H97ZM174 139H176V138H174ZM32 140H33V139H32ZM55 140H56V139H55ZM66 140H67V139H66ZM69 140H70V139H69ZM213 140H214V139H213ZM228 140H230V139H227L226 143L228 142ZM246 140H248L247 137H246ZM94 141H95V140H94ZM94 141H93V142H94ZM102 141H101V142H102ZM170 141H171V140H170ZM170 141H169V142H170ZM178 141H179V140H178ZM219 141H220V140H219ZM219 141H218V142H219ZM222 141H223V140H222ZM241 141H242V140H241ZM33 142H34V141H33ZM45 142H46V141H45ZM70 142H71V141H70ZM78 142H80V141H78ZM99 142H100V141H99ZM169 142H168V143H169ZM172 142H173V141H172ZM172 142H171V143H172ZM232 142H233V141H232ZM246 142H247V141H246ZM68 143H69V142H68ZM76 143H77V142H76ZM105 143H106V141H105ZM161 143H162V142H161ZM175 143H176V142H175ZM192 143H193V142H192ZM202 143H203V142H201V144H202ZM207 143H208V142H207ZM207 143H206V145H207ZM233 143H234V142H233ZM236 143H237V142H236ZM256 143H257V142H256ZM258 143L260 144L259 141H258ZM60 144H62V143H60ZM60 144H57V146H58V145H59V146H58V148H57V146H56L55 148H57V149L59 150V152L62 154L63 151L66 150V149H64L63 151H62L61 149H59ZM94 144H95V143H94ZM103 144H104V143H103ZM111 144H113V143H111ZM157 144H158V142H157ZM194 144H195V143H194ZM199 144H200V143H199ZM204 144H205V143H204ZM229 144H231V143L229 142ZM237 144H238V143H237ZM246 144H247V143H246ZM251 144H252V140H251ZM44 145H45V144H44ZM67 145H68V144H67ZM85 145H86V144H85ZM104 145H105V144H104ZM104 145H103V146H104ZM115 145H116V144H115ZM160 145H161V144H160ZM165 145H166V144H165ZM167 145H168V144H167ZM169 145H170V144H169ZM192 145H193V144H192ZM212 145H214V144H212ZM215 145H216V143H215ZM219 145H220V144H219ZM224 145H225V144H224ZM235 145H236V144H235ZM241 145H242V144H240V146H241ZM252 145H255V144L253 143ZM261 145H262V144H261ZM61 146H62V145H61ZM106 146H107V144H106ZM109 146H110V145H109ZM171 146H172V144H171ZM187 146H188V145H187ZM202 146H205V145H202ZM202 146H201V147H202ZM209 146H210V145H209ZM216 146H217V145H216ZM216 146H214L215 148H212V147H211V148L215 150L216 148L219 147V146H218V147H216ZM226 146H228V143H227ZM237 146H239V145H237ZM257 146H258V145H257ZM32 147H33V146H32ZM161 147H162V146H161ZM201 147H198V148H199V149H198L199 153L201 152V150H200ZM224 147H225V146H224ZM228 147H229V146H228ZM253 147L255 148L256 146H253ZM67 148H68V147H67ZM87 148H88V147H87ZM89 148H90V147H89ZM93 148H95V147H93ZM103 148H104V147H103ZM107 148H109V147H107ZM110 148H112V145H111ZM225 148H226V147H225ZM236 148H237V147H236ZM251 148H252V147H251ZM256 148H257V147H256ZM7 149H8V148H7ZM7 149H6V150H7ZM18 149H19V148H18ZM73 149H74V146H73ZM96 149H97V147H96ZM104 149H105V148H104ZM205 149H206V148H205ZM0 150H1V149H0ZM60 150H61V151H60ZM87 150H88V149H87ZM87 150H86V151H87ZM90 150H92V149H89V151H90ZM93 150H94V149H93ZM98 150H99V149H98ZM102 150H103V149H102ZM114 150H115V149H114ZM194 150H195V149H194ZM235 150H237V149H235ZM246 150H247V149H246ZM251 150H252V149H251ZM251 150H250V152L253 153L254 155H252L253 157L250 155L251 158H250V156H249L248 158H249V159H252V160H249L250 163H249V161L247 160L248 163H247V162H246V163H247V164H250V165H251L250 167H253V166L255 165L252 169L249 168V173H251V175H253L254 178H252V179H251V177L248 178V177L250 176V174H249V176H247V174L245 173L246 175H244L243 177H245L246 179L248 178V179L251 180V181L246 182L247 180H246L245 178H242V177H241L240 180L244 179V180H246V181H245V182H241L242 184H243V183H244V184L242 185L243 187H242L241 185H240V187H241V189H242V188L244 189V187H245V189H246V191H245V189H244V190H241L242 195L246 192L247 194L251 195V197H252V193L250 194V192H247V189H248V188H247L246 186H244V185H246V184L248 183L249 186H251V185L253 184V185H255V187H257V186H258L257 184H259V183L261 182V181L259 182V177H260V173H262V172H258V173H255V174L252 173V172H253V171H254V172H257V170H259L260 167L258 168V167H257L258 165H259V166H264V152H262V153L260 152L259 155H257V156L259 157V159H261V156L263 157L262 161H261V160L258 161V160H259V159H258L257 162H255V161H256L255 154H256V153L258 154V152H259L261 149H258L257 152L255 151V153L252 152ZM42 151H43V149H42ZM56 151H57V150H56ZM100 151H101V150H100ZM100 151H98V152H100ZM104 151H105V150H104ZM104 151H103V152H104ZM184 151H185V150H184ZM192 151H193V150H192ZM195 151H196V150H195ZM204 151H205V150H204ZM216 151H217V150H216ZM261 151H264V150H261ZM38 152H39V151H38ZM59 152H58V153H59ZM65 152H66V151H65ZM103 152H102V153H103ZM108 152H110V151H108ZM210 152H211V151H210ZM214 152H215V151H214ZM247 152H249V150H248ZM7 153H8V152H7ZM60 153H59L58 155H61ZM67 153H68V152H66V154H67ZM78 153H79V152H78ZM80 153H81V152H80ZM87 153H88V152H86V153L84 152L83 155H87ZM96 153H97V152H96ZM105 153H106V152H105ZM206 153L208 154V151H206ZM212 153H213V152H212ZM216 153H219V152H216ZM216 153H215V154H216ZM223 153H224V152H223ZM225 153H226V152H225ZM228 153H229V152H228ZM242 153H243V150H242ZM4 154H5V153H4ZM4 154H3V155H4ZM56 154H57V153H56ZM89 154H90V153H89ZM106 154H107V153H106ZM191 154H192V152H191ZM194 154H195V153H194ZM207 154H206V155H207ZM215 154H214V155H215ZM229 154H230V153H229ZM231 154H236V152H235V153H231ZM237 154H238V153H237ZM248 154H249V153H248ZM261 154H262V155H261ZM6 155H7V154H5L4 156L6 157ZM27 155H28V154H27ZM93 155H94V154H93ZM102 155H103V154H102ZM188 155H189V154H188ZM197 155H198V154H197ZM210 155H211V154H210ZM260 155H261V156H260ZM23 156H24V155H23ZM56 156H57V155H56ZM89 156H90V155H89ZM103 156H104V155H103ZM110 156H112V155H110ZM211 156H212V155H211ZM247 156H248V155H247ZM7 157L10 158V160H13V161H14L13 164H15V163L18 164V162H20L19 159H18L17 157H16V158H15V157H9V156H7ZM54 157H55V156H54ZM62 157H63V156H62ZM75 157H76V156H75ZM107 157H108V156H107ZM178 157H179V156H178ZM182 157H183V155H182ZM190 157H192V156H190ZM201 157H202V156H201ZM230 157H231V156L229 155L228 159H229ZM232 157H234V156H232ZM2 158H3V157H2ZM66 158H67V157H66ZM82 158H83V157H82ZM103 158H104V157H103ZM113 158H114V156H113ZM179 158H180V157H179ZM246 158H247V157H246ZM253 158H255V159H253ZM53 159H54V158H53ZM86 159H87V158H86ZM90 159H92V158H90ZM106 159H107V158H106ZM243 159H244V158H243ZM23 160H24V159H23ZM23 160H22V161H23ZM88 160H89V159H88ZM104 160H105V158H104ZM190 160H191V159H190ZM207 160H208V159H207ZM207 160H206V161H207ZM211 160H213V159H211ZM219 160H220V159H219ZM77 161H78V160H77ZM183 162H184V161H183ZM213 162H214V161H213ZM220 162H221V160H220ZM6 163H7V161H6ZM94 163H96V162H94ZM181 163H182V162H181ZM205 163H206V162H205ZM16 164H15V165H16ZM103 164L105 165V163H103ZM179 164H180V163H179ZM189 164H190V163H189ZM210 164H211V163H210ZM214 164H216V163H214ZM214 164H213V165H214ZM10 165H12V164H8V165H6V167H8V166H10ZM18 165H19V164H18ZM18 165H16V166H18ZM37 165H38V164H37ZM83 165H85V164H83ZM172 165H173V164H172ZM184 165H185V164L180 165V166H183V167H184ZM219 165H220V163H219ZM219 165H218V167H219ZM256 165H257V166H256ZM13 166H14V165H13ZM81 166H82V165H81ZM178 166H179V165H178ZM208 166H209V165H208ZM208 166H207V167H208ZM235 166H236V165H235ZM239 166H240V165H239ZM242 166H243V165H241L240 167H242ZM245 166H246V165H245ZM247 166H248V165H247ZM3 167H4V166H3ZM70 167H71V166H70ZM70 167H69V168H70ZM169 167H171V166H169ZM173 167H174V165H173ZM186 167H187V166H186ZM188 167H189V166H188ZM188 167H187V168H188ZM209 167H210V166H209ZM243 167H244V166H243ZM256 167H257V168H256ZM9 168H10V167H8V168H6V169H9ZM34 168H35V167H34ZM171 168H172V167H171ZM184 168H185V167H184ZM216 168H217V167H216ZM254 168H256L257 170H256V169L253 170ZM3 169H5V168H3ZM93 169H94V168H93ZM93 169H92V171H93ZM200 169H201V168H200ZM202 169H204V168L202 167ZM208 169H209V168H208ZM208 169H207V170H208ZM210 169H211V168H210ZM214 169H215V168H214ZM95 170H96V168H95ZM98 170H99V169H98ZM102 170H103V168H102ZM169 170H170V169H169ZM212 170H213V169H212ZM212 170H211V171H212ZM217 170H218V169H217ZM241 170H242V169H241ZM245 170L248 171L247 168H246ZM88 171H90V170H88ZM92 171H91V172H92ZM96 171H97V170H96ZM107 171H108V170H106V172H107ZM109 171H110V170H109ZM157 171H159V170H157ZM170 171H171V170H170ZM173 171H174V169H173ZM178 171H179V170H178ZM180 171H181V170H180ZM180 171H179V173H180ZM183 171H184V170H183ZM183 171H181V173H182ZM194 171H195V170H194ZM200 171H202V170H200ZM205 171H206V170H205ZM215 171H216V170H215ZM4 172H5V171H4ZM4 172H3V173H4ZM80 172H81V171H79V173H80ZM93 172H94V171H93ZM97 172H98V171H97ZM97 172H95V173L97 174ZM174 172H175V171H174ZM238 172H239V171H238ZM242 172H243V171H242ZM79 173H78V174H79ZM95 173H93V174H95ZM102 173H103V172H102ZM153 173H154V172H153ZM158 173H159V172H158ZM166 173H167V171H166ZM192 173H193V172H192ZM202 173H204V172H202ZM234 173L236 174L237 171L234 172ZM234 173H233V174H234ZM247 173H248V172H247ZM28 174H29V173H28ZM93 174H92V176H94ZM109 174H110V173H109ZM159 174H161V173H159ZM168 174H169V173H168ZM176 174H177V172H176ZM198 174H200V173H198ZM208 174H209V173H208ZM208 174H207V175H208ZM6 175H7V174H6ZM88 175H89V174H88ZM97 175H98V177H100V176H99V172H98ZM115 175H116V174H115ZM153 175H154V174H153ZM156 175H157V174H156ZM201 175H202V174H201ZM207 175H205V176L208 177ZM228 175H229V174H228ZM228 175H227V176H228ZM242 175H243V174H242ZM15 176H16V175H14V177H15ZM71 176H72V175H71ZM71 176H70V177H71ZM203 176H204V175H203ZM209 176H211V175H209ZM240 176H241V175H240ZM2 177H3V178L0 177V182H4L5 180L8 179V175L5 176V177L2 175ZM96 177H97V176H96ZM165 177H166V176H165ZM200 177H201V176H200ZM234 177L236 178V177H238V176H234ZM11 178H12V177H11ZM19 178H20V177H19ZM71 178H72V177H71ZM79 178H80V177H79ZM202 178L204 179V177H202ZM222 178H223V177H222ZM229 178H230V177H229ZM238 178H240V177H238ZM23 179H25V177H24ZM72 179H73V178H72ZM120 179H121V178H120ZM171 179H172V178H171ZM208 179H209V178H208ZM208 179H207V180H208ZM224 179H225V176H224ZM231 179H234V178L232 177ZM99 180H100L99 183L101 184V178H99ZM99 180H98V181H99ZM112 180H113V179H112ZM205 180H206V179H205ZM218 180H219V179H218ZM227 180H228V179H227ZM7 181H8V180H7ZM67 181H68V180H67ZM88 181H89V180H88ZM91 181H92V180H91ZM93 181H94V179H93ZM106 181H107V180H106ZM117 181H118V180H117ZM123 181H124V180H123ZM209 181H211V180H209ZM224 181H226V180H224ZM224 181H223V182H224ZM69 182H70V181H69ZM102 182L105 183L104 181H102ZM157 182L159 183L158 180H157ZM171 182H172V181H171ZM206 182H207V181H206ZM229 182H230V181H229ZM237 182H239V180H238ZM65 183H66V182H65ZM72 183H73V182H72ZM80 183H81V182H80ZM85 183H86V182H85ZM93 183H94V182H93ZM113 183H115V182H113ZM123 183H125V181H124ZM160 183H161V182H160ZM125 184H126V183H125ZM69 185H70V184H69ZM69 185H68V186H69ZM82 185H83V184H82ZM106 185H107V184H105L104 186H106ZM153 185H154V184H153ZM168 185H169V184H168ZM218 185H219V184H218ZM253 185H252V186H253ZM256 185H257V186H256ZM262 185H263V184H262ZM87 186H88V185H87ZM95 186H96V185H95ZM104 186H103V187H104ZM117 186H119V185H117ZM117 186H116V187H117ZM154 186H155V185H154ZM156 186H157V185H156ZM159 186H160V185L158 184V187H159ZM203 186H204V185H203ZM209 186H210V185H209ZM111 187H112V186H111ZM197 187H198V186H197ZM216 187H217V186H216ZM223 187H224V186H223ZM232 187H234V185H232ZM235 187H236V186H235ZM238 187H239V186H238ZM255 187H253V190H255ZM77 188H78V187H77ZM95 188H96V187H95ZM99 188H100V187H99ZM112 188H113V187H112ZM152 188H153V187H152ZM203 188H204V187H203ZM249 188H250V187H249ZM260 188H261V187H260ZM65 189H66V188H65ZM68 189H69V188H68ZM82 189H83V188H82ZM86 189H87V188H86ZM123 189H124V187H123ZM163 189H164V188H163ZM190 189H191V188H190ZM199 189H200V188H199ZM217 189H218V188H217ZM222 189H223V188H222ZM231 189H232V188H231ZM235 189H236V188H235ZM239 189H240V188H239ZM250 189H252V187H251ZM108 190H109V187H104V188H102V194H104L106 197H107V195L109 194V193H108ZM157 190H158V189H157ZM161 190H162V187H161ZM192 190H193V189H192ZM202 190H204V189H202ZM206 190H207V189H206ZM224 190H226V189H224ZM228 190H229V188H228ZM237 190H238V189H237ZM18 191H19V189H18ZM78 191H79V190H78ZM99 191H100V190H99ZM124 191H125V190H124ZM199 191H201V190H199ZM232 191H233V190H232ZM239 191H240V190H238L237 194H240ZM244 191H245V192H244ZM6 192H7V191H6ZM88 192H89V191H88ZM93 192H94V191H93ZM150 192H151V191H150ZM194 192H195V191H194ZM213 192H214V191H213ZM215 192H216V190H215ZM215 192H214V193H215ZM251 192H253V191L251 190ZM3 193H5V192H3ZM3 193H2V195H1L2 197L9 195L8 192H7V193H8L7 195H4ZM58 193H59V192H58ZM76 193H77V190H76ZM81 193H82V192H81ZM99 193H100V192H99ZM99 193H98V194H99ZM195 193H196V192H195ZM195 193L193 194V191H192V194H193V195H195ZM198 193H199V192H198ZM221 193H222V192H221ZM224 193H225V192L223 191V194H221V195H224ZM5 194H6V193H5ZM67 194H68V193H67ZM77 194H78V193H77ZM153 194H154V193H153ZM153 194H152V195H153ZM219 194H220V193H219ZM234 194H236V192H234ZM234 194H233V196H234ZM56 195H57V194H56ZM79 195H80V194H79ZM93 195H94V194H93ZM123 195H124V193H123ZM154 195H155V194H154ZM159 195H160V194H159ZM197 195H198V194H197ZM197 195H196V197H197ZM202 195H203V193H202ZM204 195H205V194H204ZM212 195H213V194H212ZM214 195H215V194H214ZM242 195H241V194H240V196H239V195H236L237 197H239V198H238V199L240 200V202H238L239 204H241V202H242L243 199H244V197H243ZM254 195H256V194H254ZM1 196H0V197H1ZM9 196H10V195H9ZM15 196H16V195H15ZM114 196H115V195H114ZM219 196H220V195H219ZM230 196H231V195H230ZM260 196H261V195H260ZM99 197H100V195H99ZM212 197H213V196H212ZM223 197H224V196H223ZM241 197H243V198H241ZM263 197H264V195H263ZM5 198H6V197H5ZM26 198H27V197H26ZM35 198H36V197H35ZM54 198H55V197H54ZM66 198H67V197H66ZM66 198H65V199H66ZM100 198H101V197H100ZM102 198H104V197H102ZM125 198H126V197H125ZM153 198H154V197H153ZM190 198H191V196H190ZM216 198H219V197H216ZM226 198H227V197H226ZM226 198H225V200H226ZM230 198H231V197H230ZM16 199H17V198H16ZM33 199H34V198H33ZM36 199H37V198H36ZM75 199H76V198H75ZM191 199H192V198H191ZM197 199H198V198H197ZM213 199H214V198H213ZM241 199H242V200H241ZM252 199H254V196H253ZM4 200H5V199H4ZM7 200H8V199H7ZM30 200H31V199H30ZM54 200H56V199H54ZM70 200H71V199H70ZM93 200H94V199H93ZM117 200H118V199H117ZM131 200H132V199H131ZM189 200H190V199H189ZM194 200H195V199H194ZM194 200H193V201H194ZM216 200H217V199H215V201H216ZM227 200H229V199L227 198ZM231 200H232V199H231ZM233 200H234V199H233ZM233 200H232V201H233ZM236 200H237V198H236ZM236 200H235V201H236ZM245 200H247L246 197H245ZM245 200H244L243 203H246ZM263 200H264V199H263ZM33 201H34V200H33ZM37 201H38V200H37ZM62 201H63V200H62ZM64 201H65V200H64ZM72 201H73V200H72ZM202 201H203V200H202ZM206 201H207V199H206ZM215 201H213L214 204H215ZM229 201H230V200H229ZM232 201H231V202H232ZM235 201H234V202H235ZM256 201H258V200H256ZM39 202H40V201H39ZM74 202H75V201H74ZM76 202H77V201H76ZM110 202H112V201H110ZM123 202H125V201H123ZM207 202H208V201H207ZM209 202H212V201H209ZM219 202H220V201H217V203H219ZM227 202H228V201H227ZM231 202H229V203L231 204ZM254 202H255V201H254ZM27 203H28V202H27ZM32 203H33V202H32ZM36 203H37V202H36ZM68 203H69V202L67 201V204H68ZM82 203H83V202H82ZM87 203H88V202H87ZM116 203H118V202H116ZM213 203H212V204H213ZM220 203H221V202H220ZM20 204H22V203H20ZM60 204H61V203H60ZM71 204H72V203H71ZM75 204H76V203H75ZM108 204H109V203H108ZM110 204H111V203H110ZM110 204H109V205H110ZM198 204H199V203H198ZM198 204H197V205H198ZM206 204H208V203H206ZM209 204H210V203H209ZM224 204H225V203H224ZM230 204H229V205H230ZM234 204H235V203H234ZM255 204H256V203H255ZM255 204H254V205H255ZM104 205H105V204H104ZM109 205H108V206H109ZM124 205H125V204H124ZM201 205H202V204H201ZM203 205H204V204H203ZM203 205H202V206H203ZM210 205H211V204H210ZM217 205H218V204H217ZM226 205H228V204H226ZM18 206H19V205H18ZM34 206H35V204H34ZM58 206H60V205H58ZM122 206H123V205H122ZM202 206H200V208H201ZM214 206H215V205H214ZM223 206H224V205H223ZM223 206H220V207L223 208ZM232 206H233V205H232ZM237 206H238V205H237ZM246 206H247V205H246ZM246 206H245V207H246ZM83 207H84V206H83ZM99 207H100V206H99ZM208 207H210V206H208ZM208 207H207V208H208ZM215 207H216V206H215ZM235 207H236V206H235ZM28 208H29V207H28ZM33 208H34V207H33ZM37 208H38V206H37ZM41 208H42V207H41ZM77 208H78V207H77ZM77 208L75 209L76 211H77ZM105 208H106V206H105ZM107 208H108V207H107ZM195 208L198 209V210H200V208H197V207H195ZM217 208H218V207H217ZM222 208H221V209H222ZM228 208H229V207H228ZM228 208H227V209H228ZM243 208H244V207H243ZM251 208H252V206H251ZM43 209H44V208H43ZM108 209H109V208H108ZM111 209H112V208H111ZM115 209H116V208H115ZM120 209H121V208H120ZM203 209H205V208H203ZM224 209H225V208H224ZM244 209H245V208H244ZM263 209H264V208H263ZM34 210H35V209H34ZM72 210H73V209H72ZM80 210H81V209H80ZM198 210H197V211H198ZM241 210H242V209H241ZM253 210H254V209H253ZM194 211H195V210H194ZM201 211H202V210H201ZM225 211H226V210H225ZM249 211H251V210H249ZM44 212H45V211H44ZM83 212H84V211H83ZM195 212H196V211H195ZM244 212H245V211H244ZM246 212H247V210H246ZM6 213H7V212H6ZM103 213H104V212H103ZM105 213L108 214V212L106 211V209H105ZM216 213H217V212H216ZM233 213H234V212H233ZM249 213H251V212H249ZM249 213H248V214H249ZM42 214H43V212H42ZM62 214H63V213H62ZM71 214H72V213H71ZM74 214H75V213H74ZM80 214H81V213H80ZM91 214H92V213H91ZM107 214H106V215H107ZM109 214H110V213H109ZM195 214H196V213H195ZM205 214H206V213H205ZM205 214H204V215H205ZM214 214H215V213H214ZM237 214H238V213H237ZM239 214H240V213H239ZM66 215H67V214H66ZM68 215H69V214H68ZM76 215H77V214H76ZM84 215H85V214H84ZM111 215L114 216V214H111ZM111 215H110V216H111ZM215 215H216V214H215ZM240 215H241V214H240ZM19 216H20V215H19ZM36 216H38V215H36ZM54 216H55V215H54ZM64 216H65V215H64ZM87 216H89V215H87ZM102 216H103V215H102ZM198 216H199V215H198ZM236 216H237V215H236ZM236 216H235V217H236ZM245 216H246V215H244V217H245ZM77 217H78V215H77ZM81 217H82V216H81ZM191 217H192V215H191ZM195 217H197V216L195 215ZM195 217H194V219H195ZM204 217H205V216H204ZM204 217H201V218H204ZM238 217H239V215H238ZM240 217H241V216H240ZM33 218H35V217H33ZM79 218H80V217H79ZM87 218H88V217H87ZM91 218H92V217H91ZM206 218H208V220H211V219H209V217H206ZM223 218H224V214H223ZM226 218H228V217H226ZM242 218H243V217H241V219H242ZM252 218H253V216H252ZM62 219H63V218H62ZM107 219H108V218H107ZM217 219H218V218H217ZM254 219H255V218H254ZM254 219H253V221H254ZM28 220H29V219H28ZM51 220H52V219H51ZM53 220H54V219H53ZM58 220H59V219H58ZM70 220H71V219H70ZM103 220H104V219H103ZM191 220H192V219H191ZM224 220H225V219H224ZM250 220H251V219H250ZM14 221H15V220H14ZM45 221H46V220H45ZM82 221H83V220H82ZM230 221H231V220H230ZM236 221H237V220H236ZM247 221H248V220H247ZM251 221H252V220H251ZM89 222H90V221H89ZM206 222H207V221H206ZM238 222H239V221H238ZM42 223H43V222H42ZM47 223H48V222H47ZM58 223H59V222H58ZM76 223L78 224V222H76ZM76 223H75V224H76ZM79 223H80V222H79ZM240 223H241V221H240ZM248 223H249V222H248ZM250 223H253V222H250ZM256 223H258V222H256ZM62 224H63V223H62ZM73 224H74V223H73ZM80 224H81V223H80ZM204 224H206V223H204ZM222 224H223V223H222ZM243 224H244V223H243ZM246 224H247V222H246ZM259 224H261V223H259ZM259 224H258V225H259ZM68 225H69V224H68ZM68 225H67V227H68ZM208 225H209V224H208ZM252 225H253V224H252ZM216 226H217V225H216ZM237 226H238V225H237ZM237 226H236V227H237ZM259 226H260V225H259ZM46 227L48 228V226H46ZM64 227H65V226H64ZM79 227H80V226H79ZM204 227H205V225H204ZM213 227H214V225H213ZM234 227H235V226H234ZM25 228H26V227H25ZM244 228H245V226H244ZM74 229H75V227H74ZM86 229H87V228H86ZM212 229H213V228H212ZM225 229H226V228H224V230H225ZM235 229H236V228H235ZM255 229H256V228H255ZM12 230H13V229H12ZM54 230H55V229H54ZM60 230H61V229H60ZM62 230H63V229H62ZM259 230H260V229H259ZM14 231H15V230H14ZM71 231H72V230H71ZM85 231H87V230H85ZM90 231H91V230H90ZM90 231H89V232H90ZM206 231H207V230H206ZM208 231H209V230H208ZM211 231H212V230H211ZM211 231H210V232H211ZM217 231H218V230H217ZM220 231H221V230H220ZM237 231H238V229H237ZM62 232H63V231H62ZM68 232H69V231H68ZM68 232H67V234H68ZM214 232H215V231H214ZM230 232H231V231H230ZM230 232H229V233H230ZM202 233H203V232H202ZM207 233H208V232H207ZM221 233H222V231H221ZM232 233H233V232H232ZM56 234H57V233H56ZM65 234H66V233H65ZM74 234H75V233H74ZM82 234H83V233H82ZM211 234H212V233H210V234L208 233L207 236H211ZM222 234H223V233H222ZM240 234H241V233H240ZM240 234H239V235H240ZM242 234H243V233H242ZM256 234H257V233H256ZM0 235H1V234H0ZM80 235H81V233H80ZM220 235H221V234H220ZM224 235H225V233H224ZM36 236H37V235H36ZM52 236H53V235H52ZM82 236H83V235H82ZM192 236H193V235H192ZM203 236H205V235H203ZM203 236H202V237H203ZM234 236H235V235H234ZM41 237H42V236H41ZM43 237H44V236H43ZM45 237H46V236H45ZM68 237H69V236H68ZM74 237H75V235H74ZM74 237L72 236V238H74ZM79 237H80V236H79ZM200 237H201V236H200ZM223 237H224V236H223ZM229 237H232V236H229ZM237 237H238V236H237ZM244 237H245V236H244ZM263 237H264V234H263L262 238H263ZM34 238H36V237H34ZM72 238H70V239H72ZM210 238H211V237H210ZM213 238H214V237H213ZM220 238H222V237H220ZM262 238H261V241H264V239H262ZM10 239H11V238H10ZM41 239H43V238H41ZM70 239H69V240H70ZM193 239H194V238H193ZM193 239H192V240H193ZM199 239H200V238H199ZM62 240H64V237H63ZM209 240H210V239H209ZM209 240H207L206 243H208ZM243 240H244V239H243ZM57 241H59V240H57ZM67 241H68V239H67ZM211 241H212V240H211ZM211 241H210V243H211ZM214 241H215V240H214ZM261 241H260V242H261ZM62 242H63V241H62ZM62 242H60V243H62ZM76 242H77V241H76ZM119 242H121V241H119ZM197 242H198V240H197ZM199 242H200V240H199ZM215 242H217V240H216ZM232 242H234V241H232ZM241 242H242V241H241ZM241 242H240V243H241ZM27 243H28V240H27ZM33 243H34V242H33ZM72 243H74V242L72 241ZM116 243H117V242H116ZM194 243H195V242H194ZM200 243H201V242H200ZM206 243H205V244H206ZM217 243H218V242H217ZM234 243H235V242H234ZM22 244H23V243H22ZM47 244H49V243L47 242ZM198 244H199V243H198ZM205 244H204V245H205ZM208 244H209V243H208ZM215 244H216V243H215ZM220 244H221V242H220ZM220 244H218V246H219ZM251 244H252V243H251ZM41 245H42V244H41ZM64 245H65V244H64ZM141 245H142V244H141ZM148 245H149V244H148ZM204 245H202L203 248L200 247V248H202V251H199V252H197V253H202L203 255L200 254L202 258H206L207 256H209V260H208L207 263H205V264H212V263H213V260H215V259L211 260V259L213 258V256H214V252H212V250H211L212 248H211V249H210V248H207V246L205 247ZM216 245H217V244H216ZM239 245H240V244H239ZM259 245H260V244H259ZM261 245H262V244H261ZM263 245H264V244H263ZM26 246H27V245H26ZM51 246H52V245H51ZM120 246L122 247V245H120ZM124 246H126V245H124ZM134 246H135V245H134ZM142 246H143V245H142ZM144 246H145V245H144ZM149 246H150V245H149ZM191 246H192V245H191ZM208 246H209V245H208ZM210 246L212 247V243H211ZM210 246H209V247H210ZM218 246H217V247H218ZM14 247H15V246H14ZM121 247H120V248H121ZM131 247H132V246H131ZM204 247H205V248H204ZM247 247H248V246H247ZM256 247H257V248H256ZM256 247H255V248L258 249L259 246H256ZM72 248H74V247H72ZM124 248H125V247H124ZM141 248H142V247H141ZM147 248H148V247H147ZM149 248H151V247H149ZM149 248H148V249H149ZM152 248H153V247H152ZM192 248H193V247H192ZM220 248H221V246H220ZM255 248H254V249H255ZM263 248H264V247L262 246V248H259L258 250L261 251V252H262L261 254L264 256V252H263L264 250H262ZM3 249H4V248H3ZM62 249H63V247H62ZM135 249H137V248H135ZM139 249H140V248H139ZM218 249H219V247H218ZM218 249H217L216 251H219V252H220V249H219V250H218ZM8 250H9V249H8ZM51 250H52V249H51ZM67 250H68V248H67ZM122 250H123V249H122ZM130 250H131V248H130ZM141 250H142V249H141ZM141 250H140V251H141ZM161 250H162V249H161ZM192 250H193V249H192ZM240 250H241V249H240ZM247 250H248V249H247ZM6 251H7V250H6ZM36 251H37V250H36ZM52 251H53V250H52ZM55 251H56V250H55ZM58 251H59V250H58ZM115 251H116V250H115ZM132 251H133V250H132ZM140 251H139V252H140ZM222 251H223V250H222ZM259 251H258V254L260 255V252H259ZM133 252H134V251H133ZM147 252H148V251H147ZM192 252H193V251H192ZM248 252H249V251H248ZM44 253H45V252H44ZM70 253H71V252H70ZM115 253H116V252H115ZM118 253H119V252H118ZM130 253H131V252H130ZM178 253H179V252H178ZM5 254H6V253H4V256H5ZM57 254H59V253H57ZM151 254H152V252H151ZM204 254H205V255H204ZM6 255H7V254H6ZM40 255H41V253H40ZM66 255H67V254H66ZM98 255H100V254H98ZM98 255H97V257H98ZM120 255H122V254H120ZM130 255H131V254H130ZM134 255H135V254H134ZM198 255H199V254H198ZM200 255H199V256H200ZM235 255H236V254H235ZM4 256H3V257H4ZM21 256H22V255H21ZM62 256H63V255H62ZM62 256H61V257H62ZM140 256H141V255H139V257H140ZM183 256H184V255H183ZM193 256H194V254H193ZM211 256H212V258H211ZM220 256H221V255H220ZM248 256H249V255H248ZM251 256H252V255H251ZM253 256H254V254H253ZM263 256H262L261 259H263ZM7 257H8V255H7ZM22 257H23V256H22ZM112 257H113V256H112ZM118 257H119V256H118ZM132 257H133V258H132ZM132 257H130V258L134 259V256H132ZM246 257H247V256H246ZM246 257H245V258H246ZM259 257H260V256H259ZM259 257L257 258L258 261H259ZM40 258H41V257H40ZM42 258H43V257H42ZM42 258H41V259H42ZM113 258H114V257H113ZM210 258H211V259H210ZM230 258H231V256H230ZM234 258H235V257H234ZM236 258H237V257H236ZM137 259H138V258H137ZM151 259H152V258H151ZM154 259H155V258H154ZM192 259H193V258H192ZM199 259H200V257H199ZM227 259H228V258H227ZM227 259H226V260H227ZM261 259H260V260H261ZM0 260H1V259H0ZM48 260H49V259H48ZM106 260H107V259H106ZM112 260H113V259H112ZM197 260H198V258H197ZM197 260H196V262L199 261V260H198V261H197ZM203 260H204V262H205V259H202V262H203ZM229 260H230V259H229ZM231 260H232V258H231ZM233 260H234V259H233ZM246 260H247V259H246ZM250 260H251V259H250ZM263 260H264V259H263ZM37 261H38V260H37ZM40 261H41V260H40ZM51 261H52V260H51ZM91 261H92V260H91ZM114 261H115V260H114ZM128 261H129V259H128ZM133 261H134V260H133ZM167 261H168V260H167ZM172 261H173V260H172ZM240 261H241V260H240ZM254 261H256L255 258H254ZM261 261H262V260H261ZM23 262H24V260H23ZM49 262H50V261H48V263H49ZM111 262H113V261H111ZM125 262H126V261H125ZM178 262H179V261H178ZM192 262H193V261H192ZM202 262H200V263H202ZM204 262H203V263H204ZM215 262H217V261H215ZM221 262H222V261H221ZM226 262H227V261H226ZM237 262H238V261H237ZM243 262H245V261H243ZM251 262H253V261H248V260H247L246 263H241V264H251ZM256 262H257V261H256ZM15 263H16V262H15ZM55 263H57V262H55ZM61 263H62V262H61ZM88 263H90V261H89ZM113 263H114V262H113ZM117 263H118V262H117ZM129 263H130V262H129ZM157 263H158V262H157ZM162 263H163V262H162ZM231 263H232V264H236V262H234V263L231 262ZM258 263H259V264H263L264 261H262V262H257L256 264H258ZM41 264H43V263H41ZM53 264H54V263H53ZM85 264H86V263H85ZM94 264H95V263H94ZM99 264H100V262H99ZM103 264H104V263H103ZM110 264H111V263H110ZM171 264H172V263H171ZM188 264H189V263H188ZM237 264H238V263H237Z\"/></svg>",
    "mask_w": 264,
    "mask_h": 264
}]
</instances>
